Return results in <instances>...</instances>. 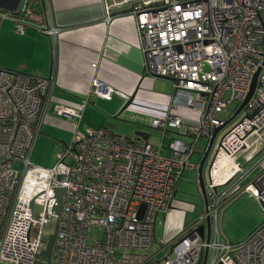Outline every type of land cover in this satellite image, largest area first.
<instances>
[{
  "label": "built area",
  "instance_id": "obj_1",
  "mask_svg": "<svg viewBox=\"0 0 264 264\" xmlns=\"http://www.w3.org/2000/svg\"><path fill=\"white\" fill-rule=\"evenodd\" d=\"M34 1L26 0L23 15L33 16ZM105 3L107 16H134L146 71L172 82L173 105L198 109L200 126L186 129L190 143L170 138L165 156L159 150L168 129L182 127L170 112L151 120L162 132L156 145L105 126L86 127L74 131L59 151L58 162L66 167L59 173L57 165L45 168L30 162L50 104L49 80L0 69V264L45 263L38 255L55 221L57 188L64 191L49 264H201L205 249L206 264H264V219L237 245L225 242L218 226L223 202L234 192L249 194L264 214V0ZM1 18L12 21L19 32L26 26L11 12H0ZM41 31L53 43L57 29ZM257 70L251 97L240 118L222 132L208 165V205L200 220L209 219V242L192 226L159 247L157 252L165 253L161 259L148 254L157 215L171 208L184 169L198 167L189 163L198 139L204 137L207 144L213 129L225 121L218 113L232 103L233 112L241 105ZM112 92L92 80L89 95L110 99ZM86 101L55 103L52 111L79 121ZM257 168L259 172L249 175ZM94 227L103 228V238L88 244L87 233Z\"/></svg>",
  "mask_w": 264,
  "mask_h": 264
},
{
  "label": "crops",
  "instance_id": "obj_2",
  "mask_svg": "<svg viewBox=\"0 0 264 264\" xmlns=\"http://www.w3.org/2000/svg\"><path fill=\"white\" fill-rule=\"evenodd\" d=\"M105 7V0H38L22 32L12 21L0 19V69L49 80L50 104L43 113L35 146L50 143L62 149L70 143L74 131L99 126L121 136L129 135L134 128L130 137L136 139L134 133L146 131L153 113L167 106L171 110L173 84L155 79L162 77L146 71L136 19L126 13L107 16ZM50 26L57 29L53 43L41 31ZM95 78L112 88L110 99L89 95ZM86 99L79 121L52 111L55 103L74 106ZM114 118L124 119L129 125L114 123ZM202 204V213L187 220L189 208L174 199L163 213L158 234L154 229V242L166 247L192 226H205V220H200L205 210L203 199Z\"/></svg>",
  "mask_w": 264,
  "mask_h": 264
},
{
  "label": "rangeland",
  "instance_id": "obj_3",
  "mask_svg": "<svg viewBox=\"0 0 264 264\" xmlns=\"http://www.w3.org/2000/svg\"><path fill=\"white\" fill-rule=\"evenodd\" d=\"M165 83H170L163 78H155ZM235 107V103H232L228 106L226 111L218 113L217 117L220 120H226L231 115H233V109ZM178 117L182 121V127L180 129H168L169 135L163 140V147L159 150V154L165 156L167 154V144L170 138L175 137L184 142L190 143L192 138L190 136H186V129H198L200 126V111L196 108L187 107L185 105H172L171 110L168 109V106L159 110V112L153 113V116L149 119L148 127H145L146 133L150 135L149 141L151 144H159L162 132L155 127L150 125L151 120L153 118H163L164 115L168 112ZM182 111H185L182 114ZM179 115H185L186 118L183 119ZM238 118H240V114H238L229 124H227L224 128H222L216 135L212 147L209 151V154L206 158V161L203 166L202 176L204 180V184L208 183L207 169L208 165L213 157L216 146L219 142L220 136L222 132L227 130ZM123 120V121H120ZM114 123H121L123 125L128 126V122H125L124 119H115ZM135 129H131L129 135H125L126 138H132L130 136L133 135V131ZM141 131V130H138ZM113 132V131H112ZM143 132V131H142ZM115 133V132H114ZM116 134V133H115ZM124 136V137H125ZM37 137V136H36ZM36 139V138H35ZM158 146V145H157ZM206 139L201 137L198 139L195 145V151L193 155L189 159V163L192 165H196L199 163L200 158L205 150ZM61 149H57L54 147V144L43 143L35 146V140L33 143L32 152L30 155V162L35 165H39L45 168H53L57 165L58 172L61 173L66 169L64 164H59L58 162V153ZM14 167L18 168L19 164H14ZM260 170L254 169L249 175H254ZM224 188H219V190H223ZM175 195L174 199L177 204L182 207H188L186 209L188 212L187 220L191 217L194 218L197 214L202 213V199L199 194L198 184H197V169L191 165H188L184 171L181 179L175 185ZM229 200V201H228ZM228 201V202H227ZM226 202V203H225ZM35 211H39V208H36ZM163 213H159L157 215V220L155 224V231L158 234V231L161 228ZM191 218V219H192ZM264 219V214L261 210L260 204L253 199L249 194L240 192H234L226 201L223 202V208L220 211V216L218 219L219 230L224 238V241L230 244H240L243 243L251 233L262 223ZM210 223V222H209ZM49 227V231L50 228ZM158 237V235H157ZM103 238V228L102 227H94L87 233L86 241L88 244L93 243L95 240H101ZM158 242V241H157ZM157 242H153L148 250V254L155 255L157 259H161L165 254L164 251L157 252L159 246Z\"/></svg>",
  "mask_w": 264,
  "mask_h": 264
},
{
  "label": "water",
  "instance_id": "obj_4",
  "mask_svg": "<svg viewBox=\"0 0 264 264\" xmlns=\"http://www.w3.org/2000/svg\"><path fill=\"white\" fill-rule=\"evenodd\" d=\"M27 2L26 0H0V11L3 12H14V13H19L22 12L26 6ZM126 12V11H125ZM259 70H257L254 74L249 92L247 94L246 99L241 103V105L238 107V109L236 110V112L233 113V115H231L228 119H226L222 125L215 127L211 133V136L205 146V150L200 158V161L198 163V167H197V183H198V187H199V193L203 199L204 202V207L205 209H207V205H208V201H207V196H206V192H205V185H204V180H203V176H202V170H203V166L204 163L206 161V158L209 154V151L212 147V144L214 142V139L217 135V133L224 128L227 124H229L235 117L236 115L239 113V111L243 108V106L246 104V102L248 101V99L251 97L255 86H256V80H257V75H258ZM165 79V78H163ZM126 107V105H125ZM134 135L136 136V139L138 140H144L147 141L149 138V134L146 132H142V131H136L134 133ZM64 189L63 188H57L55 189V201L56 204L53 208V212H54V216H55V221L52 223V227L50 228L49 234L46 237V242H45V247L43 250H41V252L39 253L38 257H40L41 259L45 260L44 264H49L50 263V256L54 247V242H55V237H56V230H57V216L59 215V211L61 208V195L63 193ZM143 210V206L140 207V213L139 216L141 215V212ZM204 228L206 229V233L204 234ZM197 232L200 236L201 239H205L206 242H209L210 239V224H209V219H205V226L201 225L200 227H198ZM207 257H208V249H205L203 252V257H202V261L201 264H206L207 261ZM221 264V263H218Z\"/></svg>",
  "mask_w": 264,
  "mask_h": 264
},
{
  "label": "trees",
  "instance_id": "obj_5",
  "mask_svg": "<svg viewBox=\"0 0 264 264\" xmlns=\"http://www.w3.org/2000/svg\"><path fill=\"white\" fill-rule=\"evenodd\" d=\"M38 0H35L34 2H37ZM32 8H34V5H33V7ZM0 12H2V11H0ZM24 12V11H23ZM23 12H19V13H14V12H12L11 14L13 15V16H15L16 18H18V19H23L25 22H28V20H29V18L30 17H28V16H25V15H23ZM27 20V21H26ZM40 132V131H39ZM39 134V133H38ZM37 134V135H38ZM148 264H150V263H148Z\"/></svg>",
  "mask_w": 264,
  "mask_h": 264
},
{
  "label": "bare ground",
  "instance_id": "obj_6",
  "mask_svg": "<svg viewBox=\"0 0 264 264\" xmlns=\"http://www.w3.org/2000/svg\"><path fill=\"white\" fill-rule=\"evenodd\" d=\"M154 76H156V75H154ZM237 109H238V108H237ZM237 109H236V110H237ZM236 110H235V112H236ZM154 237H155V235H154Z\"/></svg>",
  "mask_w": 264,
  "mask_h": 264
}]
</instances>
